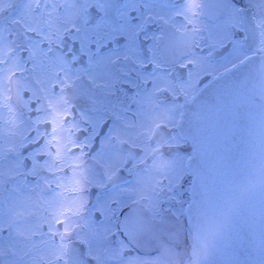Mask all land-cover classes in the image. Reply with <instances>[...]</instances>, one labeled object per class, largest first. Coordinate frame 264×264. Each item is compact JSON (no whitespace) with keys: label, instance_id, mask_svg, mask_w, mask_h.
<instances>
[{"label":"flooded vegetation","instance_id":"obj_1","mask_svg":"<svg viewBox=\"0 0 264 264\" xmlns=\"http://www.w3.org/2000/svg\"><path fill=\"white\" fill-rule=\"evenodd\" d=\"M6 2L0 129L16 134L3 140L7 146L0 140V230L8 229L4 243L14 253L8 258L191 264L186 205L193 147L181 119L190 101L185 93L194 88L179 67L181 52L195 38L193 26L222 45L211 56L207 46L197 53L210 73L197 94L233 64L261 54L254 45L257 20L264 27V0H196L192 10L185 7L191 0ZM13 16L20 23L10 28ZM25 66L28 71H17ZM174 94L183 97L179 105ZM71 143L82 147L70 155ZM27 160L33 164L25 166ZM70 203L78 209L70 232L53 237L54 221Z\"/></svg>","mask_w":264,"mask_h":264},{"label":"water","instance_id":"obj_2","mask_svg":"<svg viewBox=\"0 0 264 264\" xmlns=\"http://www.w3.org/2000/svg\"><path fill=\"white\" fill-rule=\"evenodd\" d=\"M181 125L194 147L186 208L193 264H264V53L198 93ZM232 164L242 175L229 174Z\"/></svg>","mask_w":264,"mask_h":264},{"label":"snow or ice","instance_id":"obj_3","mask_svg":"<svg viewBox=\"0 0 264 264\" xmlns=\"http://www.w3.org/2000/svg\"><path fill=\"white\" fill-rule=\"evenodd\" d=\"M29 3H31V0H29ZM47 6V3H46V0H45V7ZM9 7V4L6 2V0H0V10H2L3 8H7ZM35 7L36 8H39L40 7V3L37 2L35 4ZM186 9L187 10H192V9H195L198 7V5L196 4V0H191V2H186V5H185ZM193 16H195V12L192 13ZM3 17H0V19H2ZM257 20V19H256ZM20 23V20L19 19H16L15 16H13V19L10 21V28H12L13 26L17 25ZM256 27L258 29H260V31L258 32V35L260 37L259 41H258V44L257 45H254V47L256 48L257 52L258 53H264V27H262L261 23L257 20V23H256ZM70 31H75V29H71ZM191 31L195 34V38L192 39L191 41V44L187 47V49L185 51H182L181 52V57H182V60L183 62L179 64V67L182 68V69H185L187 70V75H188V82H191L194 90L188 94V93H185V95L188 96V99L189 100H192L195 98V89L198 85V82L199 80L201 79V77L203 75H210V73L207 72V70L205 68L202 67V64H203V60L205 59V57H199L197 56V53L198 52H203L204 51V48L205 46H207L208 48L212 49V51H209L208 52V56H211L213 54V51L217 48V47H220L222 46L221 44H219L218 42L216 41H211L210 42V37L209 38H205L202 34V29L200 28H197L195 26L192 27ZM13 33H9V36L11 37ZM65 39H67V34H66V37ZM59 47V46H57ZM12 51H15V49H13ZM252 57L250 56H246L245 59H251ZM242 63L245 62V61H241ZM7 61H5L4 59H0V65H3V64H6ZM238 65L236 64H233V67H237ZM21 69V68H19ZM19 69H17V71L23 73V72H26L28 71V68L25 66L23 68L22 71H20ZM192 69H195V71H193ZM227 70V69H226ZM4 69L3 68H0V72H3ZM13 76L16 75L15 72L12 73ZM3 85V79L0 78V87H2ZM52 88L53 89H60L59 88V85L53 83L52 84ZM62 90V89H60ZM181 92L184 91L183 88L180 89ZM2 93H0V97H2ZM174 100L176 101L177 105L180 104L181 100L183 99L182 96L178 95V94H174ZM4 99H7V100H10L11 97L8 96V97H4ZM34 107L38 106V102L35 101ZM64 120H67V117H64ZM48 125L49 127L52 128L53 132L56 131V128H55V125H54V122L53 121H48ZM175 126H178V123L175 125ZM30 137L32 135H34V133H31L29 134ZM54 140L57 139V137L53 136L52 137ZM42 146V142L38 139L37 140V147H41ZM56 147V151L57 153L60 151V148L59 146H55ZM82 147V144L81 143H71V145L69 147L66 148V151L71 155L72 152H73V149H76V148H81ZM80 155H84L83 152L80 153ZM41 159H45V157L42 155L41 156ZM33 164V161L31 160H27L25 161V166H31ZM225 168L227 169V171L229 172V174L235 178V177H238L240 175H242L243 173V169H241L240 167H238L237 165L235 164H232V165H225ZM60 171H65L64 168H61ZM182 176H180L179 178H181ZM193 179H195V177L193 176ZM221 185H222V189L224 187V183L221 182ZM172 187L168 188V189H165V191H169ZM159 195L162 197L163 196V191H161L159 193ZM78 211V209H76L74 207L73 204H69L66 208H63L59 215L64 217V218H57L55 221H54V228L55 230L52 231V235L53 237H57V236H60L61 238H63V235H68L69 232H70V228H69V225H70V220H71V216L74 215L76 212ZM126 221L128 220V217L125 218ZM113 233H110V236H112ZM8 236V229H3V230H0V264H19V261L18 260H12V259H9L8 257L13 255V246L11 244H5L4 243V240H5V237ZM57 260L61 259L60 257H56ZM48 264H51V262H48Z\"/></svg>","mask_w":264,"mask_h":264},{"label":"rangeland","instance_id":"obj_4","mask_svg":"<svg viewBox=\"0 0 264 264\" xmlns=\"http://www.w3.org/2000/svg\"><path fill=\"white\" fill-rule=\"evenodd\" d=\"M3 130L0 129V140L2 139L1 146H7V144L3 143V140L5 141H11L13 139H16V134L12 131H7L6 128L4 129V133H2ZM3 180V175H0V182ZM190 236V232H189Z\"/></svg>","mask_w":264,"mask_h":264}]
</instances>
